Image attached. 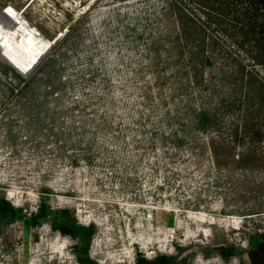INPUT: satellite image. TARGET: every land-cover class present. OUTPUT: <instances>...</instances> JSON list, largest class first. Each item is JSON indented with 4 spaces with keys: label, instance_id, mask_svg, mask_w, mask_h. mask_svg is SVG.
Masks as SVG:
<instances>
[{
    "label": "rangeland",
    "instance_id": "374dc122",
    "mask_svg": "<svg viewBox=\"0 0 264 264\" xmlns=\"http://www.w3.org/2000/svg\"><path fill=\"white\" fill-rule=\"evenodd\" d=\"M7 4L0 264H264V0Z\"/></svg>",
    "mask_w": 264,
    "mask_h": 264
},
{
    "label": "bare ground",
    "instance_id": "6f19581e",
    "mask_svg": "<svg viewBox=\"0 0 264 264\" xmlns=\"http://www.w3.org/2000/svg\"><path fill=\"white\" fill-rule=\"evenodd\" d=\"M57 38L58 36L52 39L44 35L25 18L21 10L11 4L0 5V47L4 53L16 56L29 67L35 64L37 66ZM9 66L17 73L14 67Z\"/></svg>",
    "mask_w": 264,
    "mask_h": 264
},
{
    "label": "built area",
    "instance_id": "2783aa9c",
    "mask_svg": "<svg viewBox=\"0 0 264 264\" xmlns=\"http://www.w3.org/2000/svg\"><path fill=\"white\" fill-rule=\"evenodd\" d=\"M6 8H4V10H5Z\"/></svg>",
    "mask_w": 264,
    "mask_h": 264
},
{
    "label": "snow or ice",
    "instance_id": "6c2138e0",
    "mask_svg": "<svg viewBox=\"0 0 264 264\" xmlns=\"http://www.w3.org/2000/svg\"><path fill=\"white\" fill-rule=\"evenodd\" d=\"M9 11H11V10H9Z\"/></svg>",
    "mask_w": 264,
    "mask_h": 264
}]
</instances>
